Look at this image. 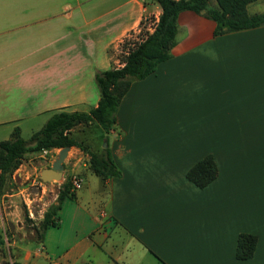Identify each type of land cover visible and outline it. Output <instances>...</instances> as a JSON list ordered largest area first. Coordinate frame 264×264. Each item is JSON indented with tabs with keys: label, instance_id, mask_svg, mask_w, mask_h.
<instances>
[{
	"label": "crops",
	"instance_id": "1",
	"mask_svg": "<svg viewBox=\"0 0 264 264\" xmlns=\"http://www.w3.org/2000/svg\"><path fill=\"white\" fill-rule=\"evenodd\" d=\"M159 13L151 0H0V124L22 138L26 127L29 139L55 111L95 107V73L117 64L123 39ZM214 26L182 12L172 57L132 82L107 134L119 176L102 179L89 153L71 146L62 178L45 182L46 193L31 191L46 212L70 169L82 178L41 238L34 227L44 216L35 207V218H25L18 190L56 153L34 154L35 164L23 158L14 190L3 194L0 263L264 264V25L217 36ZM188 119L195 145L170 135ZM208 153L218 176L198 188L186 172ZM240 233L256 236L249 259L235 257Z\"/></svg>",
	"mask_w": 264,
	"mask_h": 264
},
{
	"label": "trees",
	"instance_id": "2",
	"mask_svg": "<svg viewBox=\"0 0 264 264\" xmlns=\"http://www.w3.org/2000/svg\"><path fill=\"white\" fill-rule=\"evenodd\" d=\"M160 8L153 30L142 27L134 40H125L119 57L121 66H110L97 71L94 81L99 92L97 105L89 111L59 110L50 114L43 126L34 131L28 140L22 138L20 129L15 127L10 139L0 141V195L15 186L13 172L18 168L24 156L39 153L42 149L76 146L90 155V168L102 179L119 176L121 171L113 161L108 146L96 153L71 134L80 125L97 123L107 134L117 123L120 103L128 92L132 82L142 80L153 74L158 65L172 57V48L177 43L178 19L184 11H191L212 20L215 24L213 35L252 29L264 25V11L249 13L247 6L258 0H151ZM218 176V166L211 153L195 162L186 172V178L198 188H204ZM69 194L66 184L45 212L42 221L34 227L41 238L48 225H57L54 216L60 203ZM25 214V218H27ZM4 240L0 232V246ZM256 247V236L240 233L235 246L237 259H249Z\"/></svg>",
	"mask_w": 264,
	"mask_h": 264
},
{
	"label": "rangeland",
	"instance_id": "3",
	"mask_svg": "<svg viewBox=\"0 0 264 264\" xmlns=\"http://www.w3.org/2000/svg\"><path fill=\"white\" fill-rule=\"evenodd\" d=\"M247 10L250 13L264 11V0H258V1L250 3L247 6ZM153 20H154V18H153V15L151 14V16L148 17L144 21V27H146V26L151 27L154 23ZM134 36L135 35L132 34V35H129L123 39V41L120 44V48H119L120 52L118 53V57H120L122 54L123 42L125 40H134V38H135ZM119 63H120V61L117 64L112 63L111 66L113 65V66L118 67ZM194 125H195V121L193 120L191 122V120L188 119L185 121L183 126L177 127L176 131H174L175 128H172L173 132H171L170 135L176 136V137L181 136L182 140L184 142L183 145H189V144L195 145L194 143H190L196 138V135L198 134L195 132L197 127ZM10 129L11 128L8 127V125L0 124V141L11 138V134H10L11 130ZM26 130H27V128L24 127L23 138L25 140H28L29 136L27 135ZM74 133H75L74 137H76V139H78L80 141H83V143L85 145H87V147H93V149L96 151H101L102 148L104 147V140H105L106 134L103 131V129L101 128V126L95 122L93 123L92 126H86L84 128L77 129ZM204 149H205V145H204ZM34 154H36V153H30L29 155L24 156V160L27 161L31 156V163L32 164L37 163L38 159L36 157H34ZM8 192H10V190L6 191V193H8ZM6 199H7L6 196L0 195V216L3 215V204H2V202H5ZM21 207H22V210L25 211L23 205ZM7 234L8 233H7V229H6V235ZM4 248H5L4 246H0V254L5 252ZM10 248H11V252H12V247H10ZM7 258H8V256H7ZM0 264H3V263H0Z\"/></svg>",
	"mask_w": 264,
	"mask_h": 264
},
{
	"label": "built area",
	"instance_id": "4",
	"mask_svg": "<svg viewBox=\"0 0 264 264\" xmlns=\"http://www.w3.org/2000/svg\"><path fill=\"white\" fill-rule=\"evenodd\" d=\"M57 149L56 148H50V149H42L39 153H38V158L41 160H47L48 157L54 155L55 153H57ZM46 183L42 182L39 177H35L29 180V182L23 186V188L19 189L18 191L21 193L22 198H23V203L25 204V208L27 210V215H29L30 218H35V214H34V208L36 207V201L33 199V197L31 196V191L34 188H38L40 189L43 193L47 192V188H46ZM66 184V189L67 192L69 194H74L77 190H79L82 186V178L79 176V174L72 168L70 169L67 178L65 179V181L62 183V187L63 188ZM60 188V189H61ZM14 190V187L12 188ZM11 189V190H12ZM44 206V205H43ZM37 209V214L41 215L42 217L44 216V208L42 207H36ZM1 220L3 221V215L0 216ZM2 236H4V240L6 242V246H7V236H6V227L3 226L2 227ZM13 264V263H12Z\"/></svg>",
	"mask_w": 264,
	"mask_h": 264
},
{
	"label": "water",
	"instance_id": "5",
	"mask_svg": "<svg viewBox=\"0 0 264 264\" xmlns=\"http://www.w3.org/2000/svg\"><path fill=\"white\" fill-rule=\"evenodd\" d=\"M107 146V140H104V147ZM69 152V147L60 148L55 154V159L50 167L42 168L39 172V179L42 182H49L51 180H60L63 172V162L66 159Z\"/></svg>",
	"mask_w": 264,
	"mask_h": 264
}]
</instances>
